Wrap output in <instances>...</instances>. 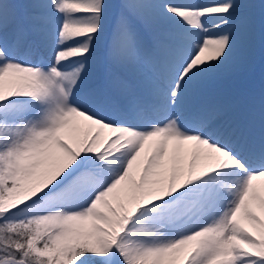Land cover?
Wrapping results in <instances>:
<instances>
[{
  "label": "snow or ice",
  "instance_id": "6c2138e0",
  "mask_svg": "<svg viewBox=\"0 0 264 264\" xmlns=\"http://www.w3.org/2000/svg\"><path fill=\"white\" fill-rule=\"evenodd\" d=\"M264 0H0V264H264V97L207 92Z\"/></svg>",
  "mask_w": 264,
  "mask_h": 264
},
{
  "label": "bare ground",
  "instance_id": "6f19581e",
  "mask_svg": "<svg viewBox=\"0 0 264 264\" xmlns=\"http://www.w3.org/2000/svg\"><path fill=\"white\" fill-rule=\"evenodd\" d=\"M254 3L259 5L261 0H254ZM262 40L264 41V35L260 28V8L257 7L252 35L238 47L233 61L219 69L208 81L206 88L209 95L231 104L236 110L249 107H255L258 110L261 98L264 97ZM255 70L259 73L256 81L252 77ZM258 83L262 86H258Z\"/></svg>",
  "mask_w": 264,
  "mask_h": 264
},
{
  "label": "rangeland",
  "instance_id": "374dc122",
  "mask_svg": "<svg viewBox=\"0 0 264 264\" xmlns=\"http://www.w3.org/2000/svg\"><path fill=\"white\" fill-rule=\"evenodd\" d=\"M260 2V1H259ZM263 39V38H262ZM258 41L260 42V40L258 39ZM262 44L264 45V41L262 40ZM259 76V73L257 70H255L253 73H252V77H254L255 81L257 80L256 78ZM258 86H262L260 83L257 84Z\"/></svg>",
  "mask_w": 264,
  "mask_h": 264
}]
</instances>
